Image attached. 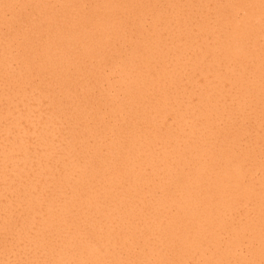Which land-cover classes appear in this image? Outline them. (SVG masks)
<instances>
[{
    "label": "bare ground",
    "instance_id": "1",
    "mask_svg": "<svg viewBox=\"0 0 264 264\" xmlns=\"http://www.w3.org/2000/svg\"><path fill=\"white\" fill-rule=\"evenodd\" d=\"M0 200V264H264V0H0Z\"/></svg>",
    "mask_w": 264,
    "mask_h": 264
},
{
    "label": "rangeland",
    "instance_id": "2",
    "mask_svg": "<svg viewBox=\"0 0 264 264\" xmlns=\"http://www.w3.org/2000/svg\"><path fill=\"white\" fill-rule=\"evenodd\" d=\"M1 204H2V201L0 200V207H1ZM1 219V217H0ZM3 230H1L0 232H2ZM4 235L5 233L2 232ZM7 238L6 239H9L10 238V235H7L6 236ZM18 243V246L17 248L14 247L16 249L15 252H11L9 253V260H8V264H28L27 263V257L30 258L33 253H32V249H27V248H21L22 246L25 247V244H24V241L23 240H20ZM25 252H27L26 256H25Z\"/></svg>",
    "mask_w": 264,
    "mask_h": 264
}]
</instances>
